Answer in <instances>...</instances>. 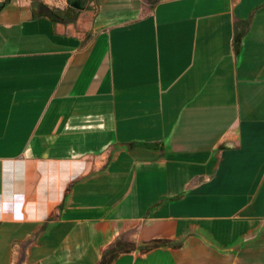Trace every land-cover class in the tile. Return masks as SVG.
I'll return each instance as SVG.
<instances>
[{"label": "crops", "instance_id": "obj_1", "mask_svg": "<svg viewBox=\"0 0 264 264\" xmlns=\"http://www.w3.org/2000/svg\"><path fill=\"white\" fill-rule=\"evenodd\" d=\"M68 2L0 8V264H264V0Z\"/></svg>", "mask_w": 264, "mask_h": 264}, {"label": "trees", "instance_id": "obj_2", "mask_svg": "<svg viewBox=\"0 0 264 264\" xmlns=\"http://www.w3.org/2000/svg\"><path fill=\"white\" fill-rule=\"evenodd\" d=\"M75 8L71 7V6H67L64 10H59V9H53V10H50L48 11V15L53 18V19H56V18H60V17H63L65 19H72L74 17V14H75ZM113 252L110 253V256L108 259H104V257L102 256L100 261L98 262V264H108L109 261L111 260V258L113 257Z\"/></svg>", "mask_w": 264, "mask_h": 264}, {"label": "rangeland", "instance_id": "obj_3", "mask_svg": "<svg viewBox=\"0 0 264 264\" xmlns=\"http://www.w3.org/2000/svg\"><path fill=\"white\" fill-rule=\"evenodd\" d=\"M6 2V0L0 5V8L4 5V3ZM56 9V8H52L51 10ZM172 245V244H171ZM176 245V244H175ZM128 246V243L124 242L121 240V237L119 238V240L115 243H112L108 246V248L106 249L105 252L102 253L101 256L104 257V259H108L110 256V253H114L116 251H120L123 250L125 247ZM141 249H146V247H141Z\"/></svg>", "mask_w": 264, "mask_h": 264}, {"label": "water", "instance_id": "obj_4", "mask_svg": "<svg viewBox=\"0 0 264 264\" xmlns=\"http://www.w3.org/2000/svg\"><path fill=\"white\" fill-rule=\"evenodd\" d=\"M68 4H69V6H71L73 8H80L78 0H69ZM31 5L33 7H38L39 6L38 2H36V1L31 2Z\"/></svg>", "mask_w": 264, "mask_h": 264}, {"label": "built area", "instance_id": "obj_5", "mask_svg": "<svg viewBox=\"0 0 264 264\" xmlns=\"http://www.w3.org/2000/svg\"><path fill=\"white\" fill-rule=\"evenodd\" d=\"M5 0H0V5L4 2Z\"/></svg>", "mask_w": 264, "mask_h": 264}]
</instances>
